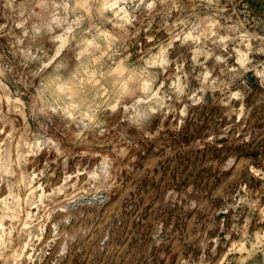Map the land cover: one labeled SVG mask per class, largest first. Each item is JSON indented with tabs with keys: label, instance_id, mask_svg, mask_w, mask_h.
<instances>
[{
	"label": "rangeland",
	"instance_id": "rangeland-1",
	"mask_svg": "<svg viewBox=\"0 0 264 264\" xmlns=\"http://www.w3.org/2000/svg\"><path fill=\"white\" fill-rule=\"evenodd\" d=\"M0 264H264V0H0Z\"/></svg>",
	"mask_w": 264,
	"mask_h": 264
}]
</instances>
